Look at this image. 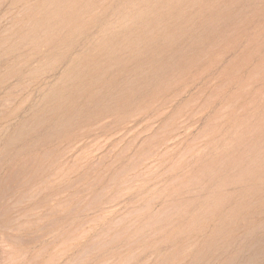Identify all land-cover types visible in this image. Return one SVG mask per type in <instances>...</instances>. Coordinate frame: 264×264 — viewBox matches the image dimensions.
<instances>
[{
	"label": "rangeland",
	"instance_id": "374dc122",
	"mask_svg": "<svg viewBox=\"0 0 264 264\" xmlns=\"http://www.w3.org/2000/svg\"><path fill=\"white\" fill-rule=\"evenodd\" d=\"M0 264H264V0H0Z\"/></svg>",
	"mask_w": 264,
	"mask_h": 264
}]
</instances>
